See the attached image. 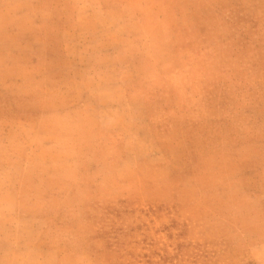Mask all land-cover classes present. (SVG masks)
Returning a JSON list of instances; mask_svg holds the SVG:
<instances>
[{
  "label": "rangeland",
  "instance_id": "obj_1",
  "mask_svg": "<svg viewBox=\"0 0 264 264\" xmlns=\"http://www.w3.org/2000/svg\"><path fill=\"white\" fill-rule=\"evenodd\" d=\"M0 264H264V0H0Z\"/></svg>",
  "mask_w": 264,
  "mask_h": 264
}]
</instances>
